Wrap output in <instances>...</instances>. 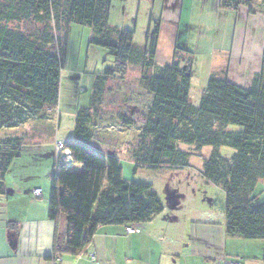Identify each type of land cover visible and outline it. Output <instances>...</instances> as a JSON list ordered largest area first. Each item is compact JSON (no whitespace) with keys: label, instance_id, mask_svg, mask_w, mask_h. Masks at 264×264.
<instances>
[{"label":"trees","instance_id":"16d2710c","mask_svg":"<svg viewBox=\"0 0 264 264\" xmlns=\"http://www.w3.org/2000/svg\"><path fill=\"white\" fill-rule=\"evenodd\" d=\"M240 5L264 15V0H220L222 9ZM110 6L111 0H0V129L50 119L59 104L72 24L89 27L90 43L113 57L112 65L96 74L89 105L76 112L73 137L63 142L69 156L59 152L50 173L49 217L58 222L65 216L53 257L83 251L100 226L142 224L164 210L152 184L125 179L116 155L92 147L108 84L132 67L140 70V85L152 97L137 142L128 149L136 167H188L192 152L180 149L179 142L195 152L215 147L202 176L226 193V234L264 240V203L254 204L264 181V52L249 88L233 83L227 68L213 71L196 105L190 94L192 53L177 48L170 65L158 64L159 21L151 17L146 42L138 44L134 30L110 23ZM232 124L242 130H230ZM23 142L22 136L0 138V194L7 193L4 176ZM221 146L235 150L231 159L221 155ZM73 163L83 172L72 171Z\"/></svg>","mask_w":264,"mask_h":264},{"label":"crops","instance_id":"0c3cea01","mask_svg":"<svg viewBox=\"0 0 264 264\" xmlns=\"http://www.w3.org/2000/svg\"><path fill=\"white\" fill-rule=\"evenodd\" d=\"M145 1L150 6L148 30L151 17L160 25L156 62L170 65L177 48L192 53L193 104L194 91L202 96L213 71L227 68L233 83L243 88L251 86L254 74L261 69L264 52L262 13H251L245 5L236 10L222 9L220 0ZM157 1L160 6L155 10ZM110 17L109 13V20ZM131 21L136 23L134 18ZM113 23L121 25L117 21ZM76 29H82L78 33L84 35L78 48L73 49L78 62L70 66L75 71L74 77L86 74L91 59L99 66L100 60L107 62L111 56L108 49L91 44V29L79 24L70 26L68 47ZM199 60L203 66L197 70ZM103 71L96 72L95 77ZM62 78L63 71L60 100ZM51 114L49 121H31L34 126L25 129L31 135L28 149H23L12 161L4 176L7 193L0 194V264H225L233 260L264 264V240L226 234V202L225 205L216 202L211 186L218 185L207 182L202 171L195 174L191 166L168 169L172 173L169 192L163 195L156 188L164 210L151 221L142 223L139 232L128 233L123 224L100 226L83 251L54 258V237L56 232L63 235L65 216L61 215L58 222L50 219L47 180L56 156V140H61L59 131L56 135L53 132L54 127L60 128L63 119L56 109ZM4 130L8 131L0 129V138L9 135L1 134ZM36 189L41 190L40 196L34 194ZM260 193L264 194V183ZM259 194L254 204L264 203Z\"/></svg>","mask_w":264,"mask_h":264},{"label":"rangeland","instance_id":"374dc122","mask_svg":"<svg viewBox=\"0 0 264 264\" xmlns=\"http://www.w3.org/2000/svg\"><path fill=\"white\" fill-rule=\"evenodd\" d=\"M147 2L148 1L145 0L112 1L110 23L114 25L115 23L113 22L117 21L121 23V25H119L120 27H127L130 28V30H134V41L138 44H144L147 38V19L150 15V6ZM155 6V10H157L160 6V1H157ZM126 10L127 14L125 15ZM131 18H134L136 23L132 22ZM128 22L130 24H128ZM76 30L77 32L71 34V45L67 50V52L69 51L67 53V64H65L62 70L63 94L61 100L59 97L56 113L62 116L63 121L60 128L56 125L53 131L55 135L59 131V139H61L59 141L56 140V156H53L54 160L59 153V143L61 141H68L73 137L77 109L89 105L90 103L95 82V73L101 70L103 71L107 65L109 66L113 63L112 56L108 58L107 62L100 60L99 66L92 61L94 59H91L86 69V74L83 73V75L81 74L74 77L75 73L73 72L75 71H71L70 66L75 63L78 64V62L76 61L77 59H75L76 51L73 52V49L78 48L77 45L84 35V33H78V31L83 32L82 29ZM80 53L83 55L84 49L82 51L80 50ZM72 57H74L75 60L71 59ZM202 66V61L199 60L196 62L195 69L199 70ZM140 74L141 72L139 69L132 67L124 78L115 76L110 80L102 110L99 113L94 128L95 136L92 147L102 153L116 154L121 161L123 177L125 179L148 182L154 185L155 190L157 188L165 195V193L169 192L168 182L171 176L170 174H172L168 168L136 167V163L128 152L129 147L137 142V137L145 124L146 114L152 101L151 95L140 85ZM200 99V93L194 91L192 101L197 105ZM62 100L63 103H61ZM123 117L128 119L131 123H126ZM31 121L32 120L15 128H9L6 132L4 130L1 134L9 133V135L22 136L24 138L22 150H27L31 135L26 134L25 129L34 126L35 123H31ZM47 121H49V119ZM229 129L240 131L242 130V126L232 124L229 126ZM34 130L36 131L37 128H34ZM178 147L182 150L192 152L189 166H191L190 169L195 174H199V172L202 171L205 160L210 158L215 150V147L206 145L200 152H195L193 147L186 142H179ZM219 151L221 155L227 159H231L235 152V150L229 146H221L219 147ZM62 153H65V151H62ZM53 159L52 165L54 166ZM52 169L53 168H51L50 172ZM70 169L78 173L83 172V166L78 163L71 164ZM263 183V181L259 182L256 194L260 193ZM47 186L48 191H50V179L47 180ZM211 186L215 192L214 197L216 198V202L219 204L221 203V205L224 203L225 205L226 193L224 189L215 185ZM263 195L260 193L259 198L263 199Z\"/></svg>","mask_w":264,"mask_h":264},{"label":"built area","instance_id":"2783aa9c","mask_svg":"<svg viewBox=\"0 0 264 264\" xmlns=\"http://www.w3.org/2000/svg\"><path fill=\"white\" fill-rule=\"evenodd\" d=\"M63 146H64L63 143L60 142L59 146H58L59 152L63 151ZM64 154L69 156V151L66 150ZM34 194L36 196H40L41 195V190L40 189H36L34 191ZM140 230H141V224H129V225H126V231L128 233L139 232ZM225 264H244V263H242L240 261L233 260V261L225 262Z\"/></svg>","mask_w":264,"mask_h":264}]
</instances>
